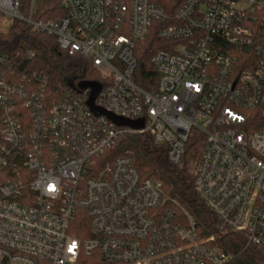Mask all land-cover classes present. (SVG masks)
I'll return each instance as SVG.
<instances>
[{
	"label": "built area",
	"instance_id": "built-area-1",
	"mask_svg": "<svg viewBox=\"0 0 264 264\" xmlns=\"http://www.w3.org/2000/svg\"><path fill=\"white\" fill-rule=\"evenodd\" d=\"M37 1L26 11L23 0H0V31L21 21L55 38L99 74L95 106L144 128L95 116L91 89L49 100L47 76L14 81L0 54V264L235 260L215 236L200 238L187 212L181 221L179 203L143 179L130 155L109 162L126 134H151L173 165L203 137L199 198L221 232L264 250V0H60L63 16L35 20ZM153 35L163 48L151 57L159 81L149 92L135 81V49ZM80 219L85 239L73 233Z\"/></svg>",
	"mask_w": 264,
	"mask_h": 264
},
{
	"label": "trees",
	"instance_id": "trees-1",
	"mask_svg": "<svg viewBox=\"0 0 264 264\" xmlns=\"http://www.w3.org/2000/svg\"><path fill=\"white\" fill-rule=\"evenodd\" d=\"M23 1L26 11H29L30 0ZM59 2L60 0H38L34 19L50 20L63 16L64 11ZM162 48L163 41L155 35L136 45L135 57L138 67L135 81L149 92L155 91L159 81V73L151 63V57ZM0 54L10 57L8 67L3 70L7 75L15 73L14 81L33 73L47 76V98L51 101H57L66 90L80 88L81 83H97L99 80V74L86 59L62 52L55 38L37 34L30 25L21 21H15L7 32L0 31ZM30 54L33 57H30ZM1 131L0 110V135ZM204 148L205 139L201 136L193 137L187 145L182 162L173 165L168 160L167 148L156 145L151 134H126L118 139L106 155L110 163L117 157L130 155L143 179L156 180L161 184L164 194L179 203L184 210L177 211L181 221H185L187 212L193 218L200 238L215 236L214 245L235 256V260L230 264H264V250L255 246L246 249L247 239L243 233L221 232L217 218L199 198L195 190V171ZM73 233L81 239L89 237L87 219H80L74 225ZM94 260L99 262L97 256Z\"/></svg>",
	"mask_w": 264,
	"mask_h": 264
},
{
	"label": "water",
	"instance_id": "water-1",
	"mask_svg": "<svg viewBox=\"0 0 264 264\" xmlns=\"http://www.w3.org/2000/svg\"><path fill=\"white\" fill-rule=\"evenodd\" d=\"M80 89L86 90V89H91L92 94L90 96V99L88 101V106L91 110V112L97 116V117H106L111 123H113L116 127L118 128H130L133 130H141L144 128V122L143 121H128L119 117H116L110 113H107L95 106V100L101 91V87L99 84L90 82V83H81L79 85Z\"/></svg>",
	"mask_w": 264,
	"mask_h": 264
}]
</instances>
